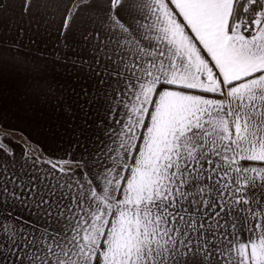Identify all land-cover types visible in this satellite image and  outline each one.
<instances>
[{
  "label": "snow or ice",
  "instance_id": "1",
  "mask_svg": "<svg viewBox=\"0 0 264 264\" xmlns=\"http://www.w3.org/2000/svg\"><path fill=\"white\" fill-rule=\"evenodd\" d=\"M9 66L56 130L0 136V264H264V0H0Z\"/></svg>",
  "mask_w": 264,
  "mask_h": 264
},
{
  "label": "crops",
  "instance_id": "2",
  "mask_svg": "<svg viewBox=\"0 0 264 264\" xmlns=\"http://www.w3.org/2000/svg\"><path fill=\"white\" fill-rule=\"evenodd\" d=\"M14 23L27 27L29 22L17 14ZM24 43L27 44L26 39ZM2 71L7 76L0 87L16 96L18 107L0 118V136H7L18 146L30 141L37 150L48 148L49 132L56 130V121L51 115L50 104L36 103L30 96H25L30 87L28 80L32 74L31 66H9Z\"/></svg>",
  "mask_w": 264,
  "mask_h": 264
}]
</instances>
